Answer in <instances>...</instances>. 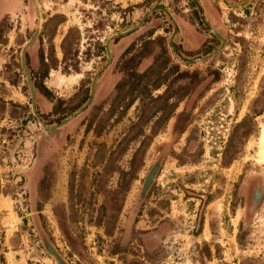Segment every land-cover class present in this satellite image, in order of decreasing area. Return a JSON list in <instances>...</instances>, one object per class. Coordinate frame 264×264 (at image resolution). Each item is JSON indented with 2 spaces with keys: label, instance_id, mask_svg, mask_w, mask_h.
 <instances>
[{
  "label": "rangeland",
  "instance_id": "rangeland-1",
  "mask_svg": "<svg viewBox=\"0 0 264 264\" xmlns=\"http://www.w3.org/2000/svg\"><path fill=\"white\" fill-rule=\"evenodd\" d=\"M38 2L33 86L73 26L79 71L34 87L38 119V8L0 0V264H264V0ZM165 57L135 96L124 69Z\"/></svg>",
  "mask_w": 264,
  "mask_h": 264
},
{
  "label": "trees",
  "instance_id": "trees-1",
  "mask_svg": "<svg viewBox=\"0 0 264 264\" xmlns=\"http://www.w3.org/2000/svg\"><path fill=\"white\" fill-rule=\"evenodd\" d=\"M64 22V16L61 14H54L50 19L49 23H53V26H57L58 24ZM48 23V24H49ZM52 39V34L49 35V41ZM80 41V31L77 26L69 27L66 34L64 35L62 41H61V51H62V58H57L54 47L52 44H50V48L47 51V53L44 51L43 46H40L38 50V61H39V69L36 72V75L39 74V80H37L35 74L32 75L34 79V87L37 88L40 91H44L47 93L46 88L42 84V80L44 77L47 76L50 70H61L63 73H70V71H76L78 72V43ZM133 45L126 50V53L129 52L132 49ZM144 47H146L144 45ZM161 51L160 55H166L165 48L160 45ZM168 57L164 58V61L161 65H157L156 62H154L153 65H151L148 69L144 70L141 73L132 72L136 71L130 68L124 69L125 72H130L129 76L127 78L130 79L132 76L138 79L139 81L145 77H150L149 79H152L149 82H146L144 85V90H138V94L135 95L137 97H141V95L144 93V95H148L150 93L151 88H158L161 84L160 79L158 78L159 75H161L162 71L165 69V65L168 62ZM166 61V62H165ZM165 62V63H164ZM33 74V72H31ZM132 79V78H131ZM125 78L120 80L118 84L116 85L118 88H121L123 84L125 83ZM165 82V80H163ZM128 85H130V91H134L135 87L138 84L135 81V79L128 81ZM137 91V90H135ZM106 233L109 235L110 231L107 229Z\"/></svg>",
  "mask_w": 264,
  "mask_h": 264
},
{
  "label": "water",
  "instance_id": "water-1",
  "mask_svg": "<svg viewBox=\"0 0 264 264\" xmlns=\"http://www.w3.org/2000/svg\"><path fill=\"white\" fill-rule=\"evenodd\" d=\"M34 2H35L36 6H37V8H38L39 26L37 27V29H36V31L34 32L33 36H32L30 39H28V40L25 42L24 46H23V49H22V63H23V66H24V69H25L26 75H27V77H28V79H29V84H30V89H31V100H32V101H31V105H32V110H33L35 116L39 119V117L37 116V113H36V111H35V106H34V86H33V83H32V81H31V79H30V75H29V71H28L27 64H26V62H25V55H24V50H25V48H26V47H27V46H28V45H29V44H30V43L36 38V36H37V34H38V32H39V29H40V24H41V22H42V12H41V9H40V4H39L38 0H34ZM194 2H195V4H196V6H197V9H198L200 15H202V9H201L200 4L198 3L197 0H194ZM156 8H160V9L164 10V11H165V12H166V13L172 18V20H173V22H174V30H173V33H172V37H173V36L176 34V32L178 31V27H177V24H176L174 18L172 17L171 13H170L169 11H167L164 7H156ZM152 9H153V8H152ZM149 12H150V10H148L144 15L146 16ZM145 16H144V17H145ZM201 20H202L203 24H204L208 29H210L209 26H208V24L206 23V21H205V19H204L203 16L201 17ZM210 31L213 32V33H214L216 36H218L219 38H221L220 35H219L216 31H214V30H212V29H210ZM125 32H126V31L119 32V33L115 34L114 36H119V35H121V34H123V33H125ZM114 36H113V37H114ZM221 40H223V39L221 38ZM108 41H109V40H108ZM108 41H107V44H108ZM107 44H106V52H107V58H108V62H109L111 56H110V50H109ZM97 76H98V74H96V75L94 76L93 80H92V84H91V88H90V97H89L87 103H86L82 108H80L79 110H77L76 112H74L73 115L78 114L79 112H81V111L83 110V108H84L86 105H88L89 102L91 101L92 96H93V94H94V84H95V81H96ZM67 119H68V118H65L63 121H66Z\"/></svg>",
  "mask_w": 264,
  "mask_h": 264
},
{
  "label": "crops",
  "instance_id": "crops-1",
  "mask_svg": "<svg viewBox=\"0 0 264 264\" xmlns=\"http://www.w3.org/2000/svg\"><path fill=\"white\" fill-rule=\"evenodd\" d=\"M7 2L5 3L6 5H4V7H5V10L4 11H8V10L10 11V10L13 9L11 7V5L7 4ZM200 4L206 10V12L207 11L209 12V9H208L209 0H200Z\"/></svg>",
  "mask_w": 264,
  "mask_h": 264
},
{
  "label": "bare ground",
  "instance_id": "bare-ground-1",
  "mask_svg": "<svg viewBox=\"0 0 264 264\" xmlns=\"http://www.w3.org/2000/svg\"><path fill=\"white\" fill-rule=\"evenodd\" d=\"M261 145L263 146L264 148V131L262 132V135H261ZM259 160H264V149L262 151H260L259 153Z\"/></svg>",
  "mask_w": 264,
  "mask_h": 264
}]
</instances>
